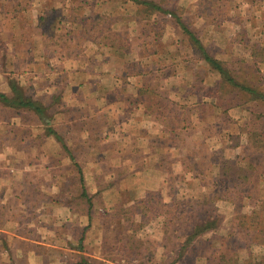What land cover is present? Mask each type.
Listing matches in <instances>:
<instances>
[{
  "label": "rangeland",
  "instance_id": "374dc122",
  "mask_svg": "<svg viewBox=\"0 0 264 264\" xmlns=\"http://www.w3.org/2000/svg\"><path fill=\"white\" fill-rule=\"evenodd\" d=\"M31 29L96 41L116 84L38 90L9 50ZM0 32L43 109L0 98V264H264V0H0Z\"/></svg>",
  "mask_w": 264,
  "mask_h": 264
},
{
  "label": "crops",
  "instance_id": "0c3cea01",
  "mask_svg": "<svg viewBox=\"0 0 264 264\" xmlns=\"http://www.w3.org/2000/svg\"><path fill=\"white\" fill-rule=\"evenodd\" d=\"M17 27L15 26V30ZM60 31V30H59ZM3 34L0 32V46L3 41ZM79 37V36H78ZM27 44H29V49L27 51L29 52H18V48H7L11 51V55L14 56L15 60L13 61L11 67L13 68V71H18L19 68L22 67L21 74L23 71L29 72L30 78L33 80L32 83L36 84L34 87H36L38 90H41L42 87H44L46 90L48 89H58L63 85L62 87L66 88V92L68 95V89H74L75 87H78L82 90H88L90 88H93L95 100H101L104 96V92L109 90V86H101L100 80L102 78L111 77L113 79V84L111 85V88L113 85L117 82V77L115 76L112 71L107 72L98 70V65L93 70H88L90 65L93 61H97L96 54L99 52V45L96 41H89L88 39H77V42H74V45H72V38L67 37L68 39L67 44L69 45L68 49L61 48L59 44H56L55 42H51L48 44L45 42L46 38L44 34L37 33L36 29H34V32H31L29 36L27 37ZM4 40L10 41V40H18L19 42V33L18 32H12L10 36L8 34H4ZM79 41V43H78ZM25 43V40H24ZM6 43L5 45H7ZM6 47V46H5ZM19 48H23V46L19 45ZM50 48V49H49ZM77 49L80 51V56L84 57V60L82 61L81 58L78 56H70L68 54L69 50ZM3 47L0 48V56L2 54ZM52 51L53 55L55 57L47 56L45 55V51ZM5 51L8 52V50ZM62 52V53H61ZM35 58H34V56ZM39 57V58H36ZM57 58V59H56ZM87 59V60H86ZM98 62V61H97ZM68 64L69 68H67L65 71L63 70L62 66H65L64 64ZM0 66H2L0 64ZM40 67V68H39ZM58 68V69H57ZM61 69V70H60ZM64 72L65 73H71L73 76L64 82ZM107 73V74H105ZM14 75V74H13ZM11 75L10 77H13ZM27 75V74H26ZM2 76V72L0 70V78ZM22 77V76H21ZM29 78V79H30ZM71 94V92H69ZM4 95L5 97H9L13 95L10 85L7 82L3 83L0 79V96ZM44 97V96H42ZM72 96H69V100H71ZM1 98V97H0ZM38 102H40L42 105L44 104L41 99H37ZM2 100H0V105L2 104ZM6 107L0 109V112L2 109H5ZM12 110V109H11ZM18 110L14 109V112L17 113ZM5 118H1L0 115V121ZM11 120V116L7 121ZM162 259V258H161ZM164 259V258H163Z\"/></svg>",
  "mask_w": 264,
  "mask_h": 264
},
{
  "label": "trees",
  "instance_id": "16d2710c",
  "mask_svg": "<svg viewBox=\"0 0 264 264\" xmlns=\"http://www.w3.org/2000/svg\"><path fill=\"white\" fill-rule=\"evenodd\" d=\"M133 1L136 2L137 0H133ZM141 5L151 6L153 9L159 10L156 6H153L152 4L141 3ZM178 23H180L179 20H178ZM180 25H181V23H180ZM182 29H183V31L185 33H187L191 37L193 42L198 45L199 49L202 50L201 46L199 45V42L194 38V36L190 32H188V30L185 27L182 26ZM203 55H204V59H205L206 62H208L215 70H217L221 74H224V70L221 67V64H219V62H217L216 60L210 58L205 52H203ZM11 89H12L13 93L15 94V99L12 100L9 103L8 99L5 96H1V99H3L4 102L9 103V105L12 106V107L31 109L38 116H41L43 114V112H42L43 109L39 106L38 103H35V102H33L32 100H29V99H23L21 94L18 93L19 89H17L16 86H12ZM247 91L252 93V91L249 90V89H247Z\"/></svg>",
  "mask_w": 264,
  "mask_h": 264
}]
</instances>
